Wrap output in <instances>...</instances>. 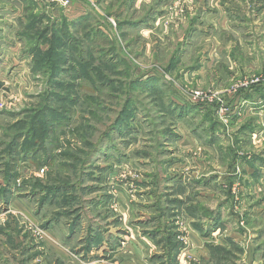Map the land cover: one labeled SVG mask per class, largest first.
Segmentation results:
<instances>
[{
  "label": "rangeland",
  "instance_id": "374dc122",
  "mask_svg": "<svg viewBox=\"0 0 264 264\" xmlns=\"http://www.w3.org/2000/svg\"><path fill=\"white\" fill-rule=\"evenodd\" d=\"M219 1L0 0V264H264V15Z\"/></svg>",
  "mask_w": 264,
  "mask_h": 264
},
{
  "label": "crops",
  "instance_id": "0c3cea01",
  "mask_svg": "<svg viewBox=\"0 0 264 264\" xmlns=\"http://www.w3.org/2000/svg\"><path fill=\"white\" fill-rule=\"evenodd\" d=\"M219 1V0H218ZM222 2L221 6H218V12L219 15H225L224 19L229 22V16L227 14H233V11L236 12L239 15H244L246 17H249L250 20L247 21V23L249 22V27L250 29H252L253 23H254V29L256 30V24L257 21L260 19V17L262 15H264V0H220L219 2ZM231 1H238L239 3H241V9L237 8V7H229L231 6ZM218 2V5H219ZM250 3L251 7H248ZM246 5V6H245ZM219 23H222V19H218ZM14 202H12L13 204Z\"/></svg>",
  "mask_w": 264,
  "mask_h": 264
}]
</instances>
